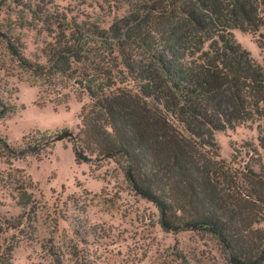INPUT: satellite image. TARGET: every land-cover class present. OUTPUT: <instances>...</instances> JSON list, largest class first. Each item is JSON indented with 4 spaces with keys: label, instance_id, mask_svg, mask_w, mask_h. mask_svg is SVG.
I'll list each match as a JSON object with an SVG mask.
<instances>
[{
    "label": "trees",
    "instance_id": "16d2710c",
    "mask_svg": "<svg viewBox=\"0 0 264 264\" xmlns=\"http://www.w3.org/2000/svg\"><path fill=\"white\" fill-rule=\"evenodd\" d=\"M122 1L127 14L91 32L97 46L71 36L69 47L48 49L44 65L15 54L38 76L73 78L91 103L78 135L64 129L20 150L0 140V154L22 159L68 139L77 162L115 160L164 231H202L228 264H264V164L233 167L214 140L216 131L255 123L264 159V57L254 59L232 32L263 26L264 0ZM10 260L0 242V264Z\"/></svg>",
    "mask_w": 264,
    "mask_h": 264
},
{
    "label": "rangeland",
    "instance_id": "374dc122",
    "mask_svg": "<svg viewBox=\"0 0 264 264\" xmlns=\"http://www.w3.org/2000/svg\"><path fill=\"white\" fill-rule=\"evenodd\" d=\"M1 4L0 140L20 150L64 129L78 135L82 106L91 103L87 92L73 78L36 75L15 54L44 65L48 49L69 47L71 36H86L87 47L97 46L91 32L108 28L129 7L122 0ZM232 32L261 62L264 25ZM258 136L255 123L216 131L219 158L259 171L264 159L256 154L262 153ZM20 197L29 204L22 206ZM158 220L157 208L134 193L115 160L91 156L77 162L68 139L22 159L0 154V242L11 249L9 264H181V258L188 264H228L212 236L164 231ZM257 226L264 229V218Z\"/></svg>",
    "mask_w": 264,
    "mask_h": 264
}]
</instances>
